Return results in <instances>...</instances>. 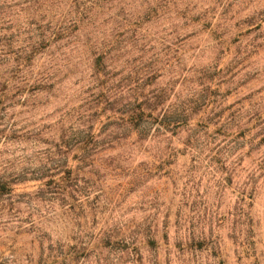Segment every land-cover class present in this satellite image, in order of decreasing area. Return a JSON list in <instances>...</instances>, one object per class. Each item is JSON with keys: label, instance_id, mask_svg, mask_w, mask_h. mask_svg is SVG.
<instances>
[{"label": "clouds", "instance_id": "clouds-1", "mask_svg": "<svg viewBox=\"0 0 264 264\" xmlns=\"http://www.w3.org/2000/svg\"><path fill=\"white\" fill-rule=\"evenodd\" d=\"M0 264H264V0H0Z\"/></svg>", "mask_w": 264, "mask_h": 264}]
</instances>
